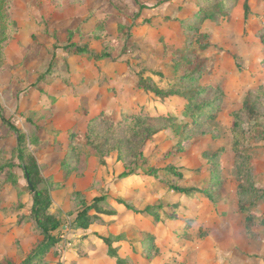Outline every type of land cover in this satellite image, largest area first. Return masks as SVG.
Returning a JSON list of instances; mask_svg holds the SVG:
<instances>
[{
	"label": "rangeland",
	"instance_id": "1",
	"mask_svg": "<svg viewBox=\"0 0 264 264\" xmlns=\"http://www.w3.org/2000/svg\"><path fill=\"white\" fill-rule=\"evenodd\" d=\"M4 6L16 29L0 51V264H22L44 240L8 123L25 134L40 189L51 195L49 212L61 223L53 233L60 242L33 264H119L110 246L125 264H264V223L248 232L239 211L243 191L264 190V0H236L227 16L202 21L196 14L204 0ZM185 75L196 80L189 88L208 90L198 102L219 100L211 123L194 125L183 97L159 98L141 86L148 80L184 92ZM250 93L254 118L243 112ZM132 114L177 117L175 132L158 134L144 149L159 179L148 169L120 178L116 152L104 165L87 146L91 130L105 140L112 122ZM235 117L246 138L240 153ZM7 161L15 165L3 169ZM90 206L93 220L79 221ZM251 211L264 220V197Z\"/></svg>",
	"mask_w": 264,
	"mask_h": 264
},
{
	"label": "trees",
	"instance_id": "2",
	"mask_svg": "<svg viewBox=\"0 0 264 264\" xmlns=\"http://www.w3.org/2000/svg\"><path fill=\"white\" fill-rule=\"evenodd\" d=\"M5 0H0V51L5 45L6 40L10 39V36L16 29L15 21L11 18H8L4 6ZM170 0H167L169 2ZM202 0H198V4ZM206 9L200 10L196 16L198 20H215L218 17H225L228 15V8L231 3H234L236 0H204ZM230 3V4H229ZM249 6L245 8V14L248 15ZM76 52L78 54H86L91 56L92 50L87 49L86 47L81 48L77 47ZM95 55L92 54L91 57ZM96 57V56H95ZM188 65H192L193 61H187ZM199 72V70H197ZM199 72L198 74H200ZM196 74V73H195ZM183 84L181 88L185 89L184 92L180 90L170 89L163 90L159 89L155 83L148 80H142V88L145 92L154 94L159 98H169L172 96H181L187 102V108L185 114L192 119L194 125L202 126V124L211 123L215 118V111L219 108V100L212 102H198V99L205 96L208 90L201 86H195L189 88L186 85L187 81L194 82L196 81L193 76H182L181 77ZM187 87V88H186ZM256 102L253 95L250 93L247 95L244 101L243 112L244 115L248 117H253L257 114V109L255 107ZM124 118L119 122H112L110 124V133L111 137H106L105 140H101V136L95 138V133L91 130L87 134V146L94 149L97 153V156L100 158L102 164L106 165V159L110 157L111 153L116 152L119 155L120 162L123 163L124 172L121 174L120 178H128L134 174H137L140 170L148 169L147 175L156 179H159V171L155 168L148 167V160L144 157V149L146 146L152 142L155 137L163 133L164 131L170 130L175 132L177 125L176 116H148L142 114H132L129 116L124 115ZM235 122L233 126V135L235 139V153H240L241 149L246 140L244 130L240 128V123L238 118L235 117ZM11 131H15L18 135L17 143V157L23 163V170L25 173V178L27 180L28 186L33 195V208L32 214L34 221L39 230V234L44 237V240L41 244L38 245L34 253H32L22 264H33L40 256L46 254L50 248L55 247L59 242L60 238L54 236L53 233L56 232L61 227L60 221L53 215L50 214L49 210L51 207V195L48 189H40V184L42 178L39 176L38 164L34 157L27 153V138L21 130H19L15 125L8 123L7 124ZM101 142V143H100ZM113 142V144H111ZM129 151L128 159L126 162L125 154ZM209 161L214 162V159L207 157ZM6 168H12L15 164L13 161H7L5 163ZM168 172H169V168ZM172 171V170H170ZM174 191L180 193H190V191L184 190L182 188L173 187ZM239 194V193H238ZM246 195L253 199V202H250L249 205L245 200ZM264 197V190L257 189L255 187L250 188L249 190L243 191L241 198L239 200V211L242 215L245 216V225L248 232H252L253 227L260 223V221L255 214L251 211V205L259 198ZM104 202L103 198H100L99 203ZM98 203V204H99ZM91 209L87 207L86 210L82 212L79 216V221H82L84 218L86 221L93 220V216L88 215V210ZM98 206L96 207V210ZM108 243H110L107 240ZM111 245V244H110ZM109 248V254L119 264H125L126 260L119 256L118 251L112 246ZM125 260V261H124Z\"/></svg>",
	"mask_w": 264,
	"mask_h": 264
}]
</instances>
